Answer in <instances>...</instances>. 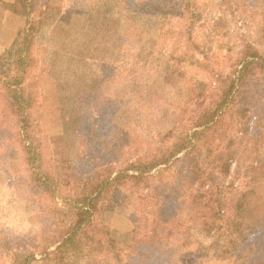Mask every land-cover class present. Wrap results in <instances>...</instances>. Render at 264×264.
Listing matches in <instances>:
<instances>
[{
    "label": "trees",
    "instance_id": "trees-1",
    "mask_svg": "<svg viewBox=\"0 0 264 264\" xmlns=\"http://www.w3.org/2000/svg\"><path fill=\"white\" fill-rule=\"evenodd\" d=\"M127 1L155 11L178 0ZM15 3L27 22L0 54V157L11 159L42 211L37 230L5 244L9 258L1 257L0 264L47 258L67 264L78 255L86 256L87 264H171L181 244L194 247L195 262L185 264H264L258 127L264 123V52L247 44L225 70L223 59L196 42V0H179L186 22L169 60L179 67L175 79L188 87L186 103L149 139L122 144L112 138L115 124L108 116L114 106L108 100L99 112L109 121L93 129V153L85 148L79 170L71 174L48 140L37 137L34 117L48 69L37 35L49 0ZM186 42L188 47L180 48ZM18 158L27 178L18 173ZM118 161L126 164L113 166ZM119 203L130 211L129 221L134 219L132 237L122 242L102 219ZM184 206L190 207L188 214Z\"/></svg>",
    "mask_w": 264,
    "mask_h": 264
},
{
    "label": "rangeland",
    "instance_id": "rangeland-1",
    "mask_svg": "<svg viewBox=\"0 0 264 264\" xmlns=\"http://www.w3.org/2000/svg\"><path fill=\"white\" fill-rule=\"evenodd\" d=\"M222 1L196 0L198 22L194 37L202 49L223 59L228 70L231 60L239 57L247 44L264 52V0ZM15 2L12 9L18 16L19 29H23L27 19L16 11ZM176 2L166 10L149 11L127 0H49L37 35L42 45L41 59L48 69L34 117L37 137L42 143L48 140L52 152L61 164L66 163L71 174L79 170L85 148L93 153L91 145L95 141L90 135L100 124H107L108 118L115 124L114 141L133 143L149 139L162 124H170L169 115L173 116L186 103L188 87L175 79L179 67L169 60L177 46L178 32L186 22L182 14L186 8ZM184 47H188V42L180 48ZM202 73L210 77L207 72ZM108 100H112L114 109L110 117L102 119L99 110ZM260 112L263 117L264 108ZM263 124L258 126L263 136L259 152L262 163ZM124 162L113 166H124ZM16 163L20 164L18 173L27 178L22 159ZM17 176L11 159L0 157L2 261L9 258L5 244L18 243V234L40 226L38 214L42 206L31 196L27 181L22 182ZM128 212L119 203L115 211H106L102 216L120 242L132 237L134 219L129 221ZM183 212L188 214L190 207L184 206ZM11 238L16 240L11 242ZM193 249L178 245L171 264H185L187 259L195 262L190 256ZM74 258L67 264H87L86 256ZM35 264L55 262L47 258Z\"/></svg>",
    "mask_w": 264,
    "mask_h": 264
},
{
    "label": "crops",
    "instance_id": "crops-1",
    "mask_svg": "<svg viewBox=\"0 0 264 264\" xmlns=\"http://www.w3.org/2000/svg\"><path fill=\"white\" fill-rule=\"evenodd\" d=\"M16 0H0V54L9 46L19 30L18 16L12 9Z\"/></svg>",
    "mask_w": 264,
    "mask_h": 264
}]
</instances>
